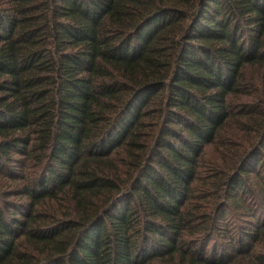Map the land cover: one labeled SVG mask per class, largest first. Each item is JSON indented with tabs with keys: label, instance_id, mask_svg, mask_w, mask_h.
I'll list each match as a JSON object with an SVG mask.
<instances>
[{
	"label": "trees",
	"instance_id": "1",
	"mask_svg": "<svg viewBox=\"0 0 264 264\" xmlns=\"http://www.w3.org/2000/svg\"><path fill=\"white\" fill-rule=\"evenodd\" d=\"M0 264H264V0H0Z\"/></svg>",
	"mask_w": 264,
	"mask_h": 264
}]
</instances>
